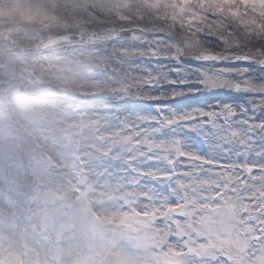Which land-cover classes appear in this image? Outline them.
Masks as SVG:
<instances>
[{
  "label": "snow or ice",
  "instance_id": "snow-or-ice-1",
  "mask_svg": "<svg viewBox=\"0 0 264 264\" xmlns=\"http://www.w3.org/2000/svg\"><path fill=\"white\" fill-rule=\"evenodd\" d=\"M170 7L172 32L134 27L101 41L104 58L122 70L108 78L115 98L133 103L116 109L127 114L103 146L119 166L103 170L81 216L91 253L83 264H264V56L199 43L240 47L200 22L224 26L215 18L239 20L241 8L264 16V0ZM177 24L196 40L174 35ZM97 41L94 33L88 43ZM253 47L264 51V43ZM105 204L111 211L96 217ZM18 250L0 249V264Z\"/></svg>",
  "mask_w": 264,
  "mask_h": 264
},
{
  "label": "rangeland",
  "instance_id": "rangeland-1",
  "mask_svg": "<svg viewBox=\"0 0 264 264\" xmlns=\"http://www.w3.org/2000/svg\"><path fill=\"white\" fill-rule=\"evenodd\" d=\"M32 1L45 5V15L62 27L35 44L12 41L6 29L0 35V249H19L8 264H83L91 253L81 216L96 198L92 186L104 179L103 170L119 166L104 156L103 146L116 138V117L127 114L116 109L133 103L115 98L108 78L122 70L104 58L101 41L134 27L172 32V0ZM21 2L0 0V8L15 9ZM203 11L213 15L211 7ZM240 11L239 20L217 16L224 26L212 18L200 22L240 47L217 48L203 40L201 47L264 56L253 47L264 43V16ZM94 33L98 41L91 45L86 40ZM173 34L196 40L179 24ZM70 94L81 106L66 112L61 97ZM48 96L60 104L52 107ZM110 211L97 205L95 216Z\"/></svg>",
  "mask_w": 264,
  "mask_h": 264
},
{
  "label": "bare ground",
  "instance_id": "bare-ground-1",
  "mask_svg": "<svg viewBox=\"0 0 264 264\" xmlns=\"http://www.w3.org/2000/svg\"><path fill=\"white\" fill-rule=\"evenodd\" d=\"M45 9V5L32 0H22L15 9L0 8V35L3 29H6L9 39L12 41L35 44L46 33L49 35L56 33V28L62 27L61 21L46 16ZM25 25H28L29 28L26 29ZM72 71L78 72L79 70L75 68ZM61 99L68 106L66 112H73L69 109H77L81 106L75 94L63 96ZM46 101L52 107L60 104V101L54 96H48Z\"/></svg>",
  "mask_w": 264,
  "mask_h": 264
},
{
  "label": "water",
  "instance_id": "water-1",
  "mask_svg": "<svg viewBox=\"0 0 264 264\" xmlns=\"http://www.w3.org/2000/svg\"><path fill=\"white\" fill-rule=\"evenodd\" d=\"M72 40H78V38L73 37ZM86 42H88V40H86ZM21 93H23V91H21Z\"/></svg>",
  "mask_w": 264,
  "mask_h": 264
}]
</instances>
